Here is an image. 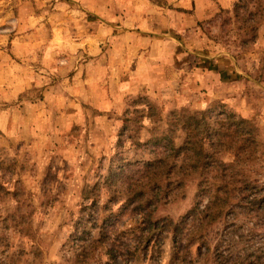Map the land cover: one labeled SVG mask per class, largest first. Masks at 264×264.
<instances>
[{
    "label": "rangeland",
    "instance_id": "obj_1",
    "mask_svg": "<svg viewBox=\"0 0 264 264\" xmlns=\"http://www.w3.org/2000/svg\"><path fill=\"white\" fill-rule=\"evenodd\" d=\"M167 2L0 0V264H264V0ZM183 111L250 121L256 153L180 169ZM226 178L246 191L199 232Z\"/></svg>",
    "mask_w": 264,
    "mask_h": 264
},
{
    "label": "trees",
    "instance_id": "obj_2",
    "mask_svg": "<svg viewBox=\"0 0 264 264\" xmlns=\"http://www.w3.org/2000/svg\"><path fill=\"white\" fill-rule=\"evenodd\" d=\"M241 6L248 8V5L244 2V0H239L234 6L236 16H239L238 8H241ZM251 15L253 16L254 14L250 13V18L252 17ZM256 37L257 34L255 35V38ZM181 113H175L174 116L177 121L182 124V130L185 134L183 144L181 146H177L170 140V138H168L170 146L168 149L169 154L173 155L177 159H182L180 169H184L186 172L192 173L205 171L206 167L209 165L207 159L211 150H215L217 152L233 150L237 159L241 156L248 157L250 159L256 153V149H253L251 145L256 142V137L253 135L254 129L250 121L239 118L227 125V121L230 120V118L224 121L225 119H223L224 117H222L221 113L219 114V117L209 116V112L206 111L194 113L183 111ZM250 147H252V149H250ZM162 164L164 165V162H162ZM163 165L158 167L153 165L151 170L155 171L160 169L161 167H164ZM230 167L233 166L231 165ZM151 170L149 172H153ZM245 183L246 182L237 180L236 178H234V180L228 178L223 179L222 185L217 189L218 196L210 202V204L205 208L206 210L201 212H195L194 210L196 213L195 216H201L202 218L200 219L198 226H196L198 228L195 227V229H198L200 232L205 225L213 224L217 220L222 219L226 209L230 206L231 200L234 199V196H238L235 194L246 191V187L244 186ZM141 195L142 194H140V196ZM244 199L248 200V197H245ZM247 203L248 205H256L258 204V201H256V199H249ZM163 222L164 220L156 222L154 227L156 229L161 228V223ZM162 228H167V230L174 228L176 232H180L182 230L181 224H173L171 222L166 226L163 225ZM195 229L192 233L195 232ZM203 244L206 245V243ZM228 256L232 257V255ZM261 259L262 257H257V260L252 261L251 264H256V262H259ZM223 260L226 262H222L220 264H229L230 262L228 258H223Z\"/></svg>",
    "mask_w": 264,
    "mask_h": 264
},
{
    "label": "crops",
    "instance_id": "obj_3",
    "mask_svg": "<svg viewBox=\"0 0 264 264\" xmlns=\"http://www.w3.org/2000/svg\"><path fill=\"white\" fill-rule=\"evenodd\" d=\"M103 1L106 6L110 3H108V0ZM110 1L112 3V0ZM237 1L238 0H168L167 7H169L170 11L168 13L167 20L169 23H171V18L174 13L173 10L171 11L172 8L170 7L179 8L184 13H187V15L184 14V16L186 15V18L189 16L192 17V11H194V16H196V19L203 21L211 18L218 9H231ZM168 26V33H171L170 24ZM212 73L215 74V72Z\"/></svg>",
    "mask_w": 264,
    "mask_h": 264
}]
</instances>
